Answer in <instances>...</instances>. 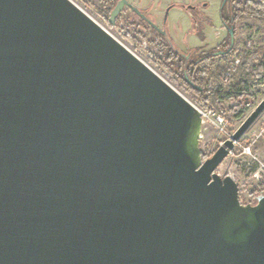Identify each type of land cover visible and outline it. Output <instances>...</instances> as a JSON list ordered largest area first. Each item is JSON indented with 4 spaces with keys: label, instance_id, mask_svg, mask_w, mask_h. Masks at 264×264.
I'll use <instances>...</instances> for the list:
<instances>
[{
    "label": "water",
    "instance_id": "1",
    "mask_svg": "<svg viewBox=\"0 0 264 264\" xmlns=\"http://www.w3.org/2000/svg\"><path fill=\"white\" fill-rule=\"evenodd\" d=\"M263 113L204 160L200 111L71 0H0V264H264V194L216 172Z\"/></svg>",
    "mask_w": 264,
    "mask_h": 264
},
{
    "label": "rangeland",
    "instance_id": "2",
    "mask_svg": "<svg viewBox=\"0 0 264 264\" xmlns=\"http://www.w3.org/2000/svg\"><path fill=\"white\" fill-rule=\"evenodd\" d=\"M71 1L95 22L108 29L128 49H130L137 57L145 62L192 104L198 105L203 109L214 107L216 111L224 117L225 124L223 129L227 134H224L220 129L211 125L203 127L201 150L205 159L212 157L221 144L235 134L245 120L264 100V69L258 71V68L264 65V19L246 17L239 21L236 26V39L233 52L227 59L218 60L219 65L221 64L222 71L217 76L210 78L207 88L211 91L216 88L222 89L224 94L221 100L222 110H219L215 104L209 103L205 106L202 102L192 98V96L187 93L182 86H180V82H178L175 77L170 75L169 72L153 66L151 62V55L156 53V49L152 48L146 41L138 36V34H135L133 29L129 30V32L132 33L131 38H126L125 32H121L119 29L112 31L105 23L103 15L99 12L98 0ZM155 1L157 2V0H149V3L154 6L156 4ZM166 6L167 5H164L162 8L158 7V5L156 6V10H158V8L160 10V14L158 15L157 13L158 24L160 25L165 23L168 9ZM146 7H148V4L147 6H141V8ZM148 9L151 12L152 10L155 11V8L148 7ZM155 13L156 12H154V14ZM129 15H131V12L126 11L125 16ZM149 16L152 19L156 18L155 15ZM179 22L175 23L174 20H169V30L171 31V29L176 28V26L180 24ZM214 26L215 27H212L213 29L211 31L210 27L206 30L207 34L210 31L211 35H208V37L211 39V43H213L212 45H214L210 46L208 49L217 47L216 45L219 41L227 34V31L219 21ZM123 27L125 28V25L121 24L122 29ZM189 31H187L186 34L195 36ZM172 39L176 42V39L173 37ZM205 43H207V41ZM190 48L193 47L190 46ZM236 61H239L240 63L235 64ZM243 65H246L245 67L247 72L253 76L247 81V92L250 98V104L242 109L241 118H235L231 114L230 110L240 108L241 103H243V101H240V98H238L240 94L236 92L238 90L237 87L240 86V82L244 80L241 75ZM228 68L232 69V76L229 82L225 83L222 77ZM216 172L222 177L230 176L236 181L240 188V200L243 204H248L253 200L252 193L264 185V113L238 141L233 149V154L220 165Z\"/></svg>",
    "mask_w": 264,
    "mask_h": 264
},
{
    "label": "trees",
    "instance_id": "3",
    "mask_svg": "<svg viewBox=\"0 0 264 264\" xmlns=\"http://www.w3.org/2000/svg\"><path fill=\"white\" fill-rule=\"evenodd\" d=\"M118 0H98L99 12L103 15L105 23L109 28L108 20ZM222 20L224 24L229 28L228 37L219 46L203 51L201 49H180L173 41H168L165 36L161 35L155 30L149 31L145 27V23L140 20H133L125 18L121 15L118 19L117 26L122 22L126 27L137 26L135 32L149 45L156 49V53L151 55L152 65L161 68L170 73L173 77L180 82L187 93L192 98L200 101L203 105L207 106L209 103L215 104L219 110H222L221 100L223 97V91L221 88L213 89L212 91L207 88L208 82L211 77L217 76L221 71V64L219 65V59H227L233 49L232 35L236 36L237 23L246 17L262 18L264 19V0H228L224 2L222 6ZM194 30L197 35L203 40L204 25L194 26ZM127 38H131V35H126ZM221 52V54H218ZM191 54V60H187L186 56ZM246 65L242 66V78L244 80L240 82V86L237 87L240 96L241 103L240 108H234L230 110L231 114L236 118H241L242 109L250 104V98L248 96V83L247 81L253 76L246 70ZM264 69V65L258 68V71ZM263 80V78H262ZM204 157V156H203ZM204 160H206L204 158ZM253 201L257 202V198L264 194V185L256 189L253 193Z\"/></svg>",
    "mask_w": 264,
    "mask_h": 264
},
{
    "label": "flooded vegetation",
    "instance_id": "4",
    "mask_svg": "<svg viewBox=\"0 0 264 264\" xmlns=\"http://www.w3.org/2000/svg\"><path fill=\"white\" fill-rule=\"evenodd\" d=\"M119 1V0H118ZM154 1V0H153ZM129 2L134 6V7H136L137 9H139L140 11H141V13H142V15L143 16H145L146 17V19H144V18H142L140 15H138L137 13H135L132 9H131V7H126L124 10H123V12L120 14V16L121 15H124V17L125 18H130V19H133V20H140V21H142L143 23H145L144 25H145V27L149 30V31H151V30H155V31H157L158 33H160L161 35H163V36H165L166 37V39H168V41H170L171 39L170 38H172V35H171V33H170V30H169V28L170 27H168V21L170 20V18H171V13H172V11H174V10H180V11H182L187 17H188V19L190 20V24H191V29H190V33H192L193 35H195L196 36V38H198V40L201 42V43H203L201 46H199V47H194V48H190V45H188L187 44V42H185V51L186 50H189V49H201V50H203V51H207L208 50V48L210 47V45H208L207 43H205L206 42V40H207V28L208 27H210V28H212V27H214V20H213V18H212V16H211V14H209V12H208V10H209V8H210V4L207 2V1H205V2H198V3H188V4H185V3H176V2H170L166 7H168V9H167V12H168V10H169V12H168V15H167V13H166V18H165V23L163 24V25H160V24H158V15L160 14V10H159V8H158V10H156V4L152 7H150V8H155V11H153L152 10V12L148 9V7H146V8H141V5H139L138 3H136V2H134L133 0H129ZM224 2H228V0H221V3H220V6H219V9H218V21L221 23V25L224 27V29L227 31V34H226V36L221 40V42L217 45V46H219L220 44H222V42L228 37V34H229V28L224 24V22H223V20H222V6H223V4H224ZM118 3V2H117ZM155 3H156V1H155ZM117 5V4H116ZM116 7V6H115ZM114 7V8H115ZM165 7V8H166ZM162 8V7H161ZM113 11V10H112ZM126 11H130L131 12V15H129V16H125V13H126ZM158 11V12H157ZM154 12H156L155 14H154ZM157 13H158V15H157ZM111 15V14H110ZM149 15H155L156 16V18L155 19H152V18H150V16ZM120 16L117 18V20H116V25L115 26H112L111 25V30L113 31V30H117V29H119L121 32H125V36L126 35H131V37H132V33H130L129 32V30L130 29H133L134 30V32H135V30H136V28H137V26H132V27H126L125 26V28L123 27V29L121 28V24H123L124 25V23L122 22L119 26H117V23H118V19L120 18ZM148 21H150V22H152L156 27H154L153 25H151ZM109 23V22H108ZM110 25V24H109ZM198 26V25H204V30H203V35H204V39L202 40L201 38H200V36L199 35H197V33L195 32V30H194V26ZM123 30H125V31H123ZM163 32L165 33V34H163ZM135 34H137L136 32H135ZM139 36V35H138ZM126 38H127V36H126ZM235 39H236V36L234 35V44H235ZM144 40V39H143ZM144 41H146V40H144ZM147 42V41H146ZM148 43V42H147ZM180 49H182L176 42H174ZM149 44V43H148ZM234 44H233V48H234ZM232 48V49H233ZM182 50H184V49H182ZM219 53H221V52H219ZM218 53V54H219ZM186 58H187V60L189 61V60H191V54H188L187 56H186ZM248 204H251V205H255V204H257V202H255V201H251L250 203H248ZM247 205V204H246Z\"/></svg>",
    "mask_w": 264,
    "mask_h": 264
},
{
    "label": "crops",
    "instance_id": "5",
    "mask_svg": "<svg viewBox=\"0 0 264 264\" xmlns=\"http://www.w3.org/2000/svg\"><path fill=\"white\" fill-rule=\"evenodd\" d=\"M133 1L138 3L141 6H144V5L147 6V4H148L149 8L152 6V4L149 3V0H136V1L133 0ZM205 1H207L210 4V8H209L208 12H209V14H211V16L214 20V25H216L218 23V9H219L221 0H157L156 6L158 5V7L161 8V7H164V5H168L170 2L188 4V3H198V2H205ZM170 20H174L175 23H178L180 21L179 22L180 24L177 25L176 28L171 29L170 33H171L172 37L174 39H176V43L181 48L184 49L185 42H187V44L192 46L193 48L199 47L203 44L195 36H191V35L186 34V32L191 29V24H190V20L188 19V17L182 11H180V10L172 11ZM212 29L213 28H210V31ZM210 31L207 34V40L206 41H207L208 45L214 46V45H212L213 43H211V39H209V37H208V35H211ZM221 40L219 41V43L221 42Z\"/></svg>",
    "mask_w": 264,
    "mask_h": 264
},
{
    "label": "built area",
    "instance_id": "6",
    "mask_svg": "<svg viewBox=\"0 0 264 264\" xmlns=\"http://www.w3.org/2000/svg\"><path fill=\"white\" fill-rule=\"evenodd\" d=\"M101 26V25H100ZM102 27V26H101ZM104 28V27H102ZM110 35H112L116 40H118L108 29L104 28ZM121 44H123L120 40H118ZM124 45V44H123ZM125 46V45H124ZM126 47V46H125ZM127 48V47H126ZM130 50V49H129ZM131 51V50H130ZM132 52V51H131ZM133 53V52H132ZM139 58V57H138ZM140 59V58H139ZM239 61H236L235 64H239ZM232 69L228 68L225 73L223 74L222 79L225 83L229 82L232 76ZM201 113L202 115V123L203 127L206 125L214 126L215 128L220 129L224 134H227L226 131L223 129L225 124L224 117L219 114L214 107H208L206 109H203L202 107L198 105H194ZM202 137V135H201ZM232 137H230L231 139ZM238 142H235V146ZM223 144H221L222 146ZM233 154V150L230 152L229 156Z\"/></svg>",
    "mask_w": 264,
    "mask_h": 264
}]
</instances>
